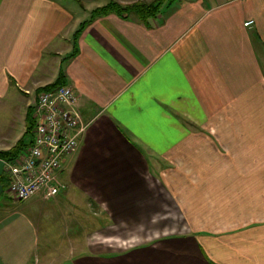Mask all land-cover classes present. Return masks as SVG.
<instances>
[{"label":"crops","instance_id":"obj_1","mask_svg":"<svg viewBox=\"0 0 264 264\" xmlns=\"http://www.w3.org/2000/svg\"><path fill=\"white\" fill-rule=\"evenodd\" d=\"M65 1L0 0V90L7 72L23 93L70 85L88 123L54 198L19 201L3 187L0 264H264V212L126 247L90 238L124 236V224L148 219L157 195H131L157 184L147 154H179L190 127L216 139L205 124L224 123L221 138L245 144L247 188L264 203V0H175L145 22L115 12L91 19L110 0L75 12ZM235 164L225 183L241 173ZM125 168L134 178L123 179Z\"/></svg>","mask_w":264,"mask_h":264},{"label":"rangeland","instance_id":"obj_2","mask_svg":"<svg viewBox=\"0 0 264 264\" xmlns=\"http://www.w3.org/2000/svg\"><path fill=\"white\" fill-rule=\"evenodd\" d=\"M107 1L66 0L65 3L75 12L83 7L94 8ZM167 4L161 3L160 10ZM89 15L91 16V11ZM7 76L11 80L8 72ZM9 80L7 82L9 87L3 85L5 88L3 91L0 90V150L10 149L19 137H22L25 125L27 126V109L33 107L38 93H23ZM0 87L2 88L1 82ZM213 126L216 128L214 131L217 140L209 139L205 134H199L190 127L188 148L177 150L179 154L158 157L147 154L149 162L155 159L158 174L153 175V170L150 174L157 184L155 186L152 184L151 188L146 186L136 188L131 195L132 197L157 195L155 210L149 213L148 219L137 221L134 225L129 222L124 224L126 225L122 227L124 230L130 229L124 236L113 234V237L108 238L102 231H94L90 238L97 241L103 239L115 248L126 247L136 242H150L169 232L190 231L198 227L224 229L260 216L264 212V203H256V199L252 198L250 188H247V178L244 177L246 170L250 168L249 163H252L248 162L244 155L246 150L244 141H238L243 143L238 145L234 144V140L221 138L227 133L224 123L205 124L208 129ZM202 138L204 140H201ZM217 142L229 149L230 155L220 153L215 147ZM188 151L191 153L185 154ZM231 155L233 159L230 158ZM235 163L241 168V173L234 172L233 179L229 174L231 181L226 179L225 183L222 175L228 174L230 167H235L233 165ZM160 170H163V173ZM132 178L133 172L125 168L123 179ZM203 184H206V187L202 190L203 193H199L198 188ZM223 184L230 185L221 187ZM219 186L221 189L224 188V192L214 190V187ZM0 200L9 201L6 192L1 194ZM44 248L40 250L43 251ZM52 254V258H56L59 253Z\"/></svg>","mask_w":264,"mask_h":264},{"label":"built area","instance_id":"obj_3","mask_svg":"<svg viewBox=\"0 0 264 264\" xmlns=\"http://www.w3.org/2000/svg\"><path fill=\"white\" fill-rule=\"evenodd\" d=\"M251 22L246 21L245 25ZM32 118L30 144L14 159L3 160L6 192L19 201L37 194L52 199L65 188L58 173L88 125L77 107L74 89L67 84L40 90Z\"/></svg>","mask_w":264,"mask_h":264},{"label":"trees","instance_id":"obj_4","mask_svg":"<svg viewBox=\"0 0 264 264\" xmlns=\"http://www.w3.org/2000/svg\"><path fill=\"white\" fill-rule=\"evenodd\" d=\"M175 0H157L146 2L142 0H136L130 3H119L115 0H110L106 4L98 6L91 11V19L97 16L106 15L110 12H115L122 17H129L133 14L141 21L145 22L150 17H155L160 11L161 3H172ZM82 26L75 32L77 36L82 30ZM60 84H57V86ZM49 88V87H48ZM52 88V87H50ZM33 127L32 108L27 113V126L22 137L8 150H0V158L3 160H12L17 157L32 140L31 130ZM7 178L3 174L0 176V182L3 187H6Z\"/></svg>","mask_w":264,"mask_h":264},{"label":"water","instance_id":"obj_5","mask_svg":"<svg viewBox=\"0 0 264 264\" xmlns=\"http://www.w3.org/2000/svg\"><path fill=\"white\" fill-rule=\"evenodd\" d=\"M3 169H4V161L3 159L0 158V176L3 174ZM3 192V185L0 182V195Z\"/></svg>","mask_w":264,"mask_h":264}]
</instances>
